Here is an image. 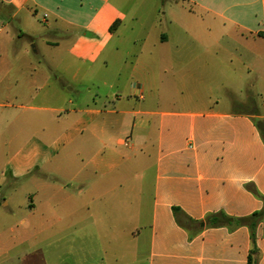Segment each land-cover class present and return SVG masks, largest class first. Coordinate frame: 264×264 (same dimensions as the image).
I'll return each mask as SVG.
<instances>
[{
	"label": "crops",
	"instance_id": "obj_1",
	"mask_svg": "<svg viewBox=\"0 0 264 264\" xmlns=\"http://www.w3.org/2000/svg\"><path fill=\"white\" fill-rule=\"evenodd\" d=\"M257 121L264 0H0V264H264Z\"/></svg>",
	"mask_w": 264,
	"mask_h": 264
},
{
	"label": "trees",
	"instance_id": "obj_2",
	"mask_svg": "<svg viewBox=\"0 0 264 264\" xmlns=\"http://www.w3.org/2000/svg\"><path fill=\"white\" fill-rule=\"evenodd\" d=\"M257 125L261 132L263 133V138H264V123L261 121H257ZM1 206V202H0ZM180 212L179 209H175V215H178ZM264 219V208L258 212L255 213L254 215L250 217H245V218H233L229 217L223 213H218L215 215H211L207 218V224L209 226H214V227H221V226H247L251 229L252 231V236L254 237V230L256 225ZM249 264H254L252 261V257L249 260Z\"/></svg>",
	"mask_w": 264,
	"mask_h": 264
},
{
	"label": "rangeland",
	"instance_id": "obj_3",
	"mask_svg": "<svg viewBox=\"0 0 264 264\" xmlns=\"http://www.w3.org/2000/svg\"><path fill=\"white\" fill-rule=\"evenodd\" d=\"M9 149H4L3 151L0 152V166L3 164V162L6 160L7 155H8ZM0 185L2 187V181H0ZM10 191H8L7 189L3 188L2 190H0V194H10ZM1 199V198H0ZM2 200V199H1ZM16 231H17V235L18 232L22 231L21 228L16 227ZM16 235V233L14 234V236ZM53 232L52 231H46L41 235V240H43L45 242V252L48 255V258L53 259V252H54V246H53ZM126 244V243H125ZM94 250V248H93ZM102 256L101 252H99L98 249H95V253L90 257V259H100ZM67 263H69L70 260V256H67ZM139 264H146L145 263V254L141 253V256L138 258Z\"/></svg>",
	"mask_w": 264,
	"mask_h": 264
}]
</instances>
